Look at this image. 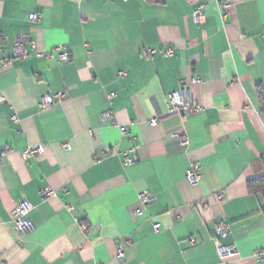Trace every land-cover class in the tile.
<instances>
[{"label":"crops","instance_id":"crops-1","mask_svg":"<svg viewBox=\"0 0 264 264\" xmlns=\"http://www.w3.org/2000/svg\"><path fill=\"white\" fill-rule=\"evenodd\" d=\"M20 34L35 43L25 58L13 57ZM181 88L201 112L168 113ZM259 89L264 0H0V264H119L120 246L123 264H264V203L247 188L264 173ZM45 95L54 103L41 109ZM132 148L138 161L124 165ZM20 202L31 205L25 233ZM232 243L238 255L222 259Z\"/></svg>","mask_w":264,"mask_h":264},{"label":"built area","instance_id":"built-area-1","mask_svg":"<svg viewBox=\"0 0 264 264\" xmlns=\"http://www.w3.org/2000/svg\"><path fill=\"white\" fill-rule=\"evenodd\" d=\"M227 7V5H225ZM195 21L197 24H201L204 21V5H199L195 9ZM223 19L225 17L223 16ZM29 21L30 23H36L39 21V15L36 12H32L29 14ZM30 46L31 48H35V43H33L29 37L28 34H20L15 37L12 45V51H13V57L15 58H25L28 56V51L27 47ZM55 51L58 52V59L60 62H67L70 59V53L67 49H65L64 46L58 45L54 49ZM156 51L153 49H148L147 54L148 55H153L155 54ZM37 57H41L43 54L42 53H35ZM173 55V49L172 48H166L163 51V56L164 57H171ZM119 76H125L126 72L121 71L118 73ZM192 82H201L199 78H193L191 79ZM112 96V95H111ZM58 99H62L64 97L63 93H58L55 95ZM4 101V96L2 93H0V102ZM54 103V98L51 95H45L42 97L39 106L41 109H48L53 105ZM188 108H192L195 113L201 112L203 109L200 106L193 105L192 99L190 97H187L181 88L180 90H176L170 95V102H169V107H168V113H180ZM105 116L111 117L110 113H107ZM11 120L13 122L18 121V116L15 113L11 114ZM154 123V121H153ZM121 134L125 135L127 133V128L122 127L121 129ZM183 145H186L187 142L183 141ZM64 147L66 149H69L70 146L68 144H65ZM6 149H3V151ZM43 150L42 146L38 147H28L26 148L22 154L21 157L23 161H27L29 158L32 156L41 153ZM96 162H99L98 159H95ZM138 161V158L135 153V149H129L128 151H125L123 153V164L130 166L133 165ZM202 177L201 169L199 163H192L187 170L185 174V179L190 185H196L199 183V180ZM65 191H67L65 189ZM41 194L44 198H52L56 197V191L52 189L51 187L47 186L44 187L41 191ZM138 198L141 203L147 204L152 201L151 197H149L145 193H141L138 195ZM31 209V205L27 202H20L12 211V216H13V222H14V228L16 231L19 232H27L32 228V222L29 218H27L28 212ZM66 209L69 212H72L74 210V207L71 205L66 206ZM135 214H140V210H135ZM80 228L82 231H86L87 227L84 224H80ZM159 225H155V229L158 230ZM229 231V226L226 222L220 220L216 221L215 223V233L216 235H225ZM238 255L237 247L235 244H229L223 248L222 251V259H230L233 257H236ZM255 258L258 261H261L264 257V250H258L254 253ZM115 259L118 261L119 264L124 263L125 259V254L122 249V247H118L117 253L115 255Z\"/></svg>","mask_w":264,"mask_h":264},{"label":"trees","instance_id":"trees-1","mask_svg":"<svg viewBox=\"0 0 264 264\" xmlns=\"http://www.w3.org/2000/svg\"><path fill=\"white\" fill-rule=\"evenodd\" d=\"M258 95L260 99V109L264 112V90L259 89ZM247 188L251 194L260 195L264 203V173L255 179L249 180Z\"/></svg>","mask_w":264,"mask_h":264}]
</instances>
